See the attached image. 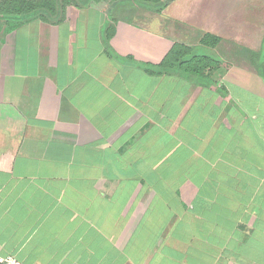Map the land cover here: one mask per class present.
Here are the masks:
<instances>
[{
  "label": "crops",
  "instance_id": "obj_1",
  "mask_svg": "<svg viewBox=\"0 0 264 264\" xmlns=\"http://www.w3.org/2000/svg\"><path fill=\"white\" fill-rule=\"evenodd\" d=\"M110 6L0 26V258L264 264V0Z\"/></svg>",
  "mask_w": 264,
  "mask_h": 264
},
{
  "label": "trees",
  "instance_id": "obj_2",
  "mask_svg": "<svg viewBox=\"0 0 264 264\" xmlns=\"http://www.w3.org/2000/svg\"><path fill=\"white\" fill-rule=\"evenodd\" d=\"M174 0H0V26H6V31L11 32L19 27L33 22L41 21L50 25H60L67 18V11L70 7L83 9L91 3H114L116 11H123L134 8H145L156 13L163 12ZM123 3L122 6H120ZM120 6V7H118ZM112 14H116L113 11ZM113 27V34L115 27ZM109 29V28H108ZM110 36L106 41H110ZM212 38V36H206ZM215 45L218 38L213 37ZM210 45V44H209ZM220 62L207 56L192 54V49L188 46L175 44L170 53L160 64V68L165 72L173 70L182 71L193 77H201L207 68L216 69ZM168 70V71H166ZM153 73V71H151Z\"/></svg>",
  "mask_w": 264,
  "mask_h": 264
},
{
  "label": "built area",
  "instance_id": "obj_3",
  "mask_svg": "<svg viewBox=\"0 0 264 264\" xmlns=\"http://www.w3.org/2000/svg\"><path fill=\"white\" fill-rule=\"evenodd\" d=\"M0 264H22L18 259L13 256L0 258Z\"/></svg>",
  "mask_w": 264,
  "mask_h": 264
},
{
  "label": "rangeland",
  "instance_id": "obj_4",
  "mask_svg": "<svg viewBox=\"0 0 264 264\" xmlns=\"http://www.w3.org/2000/svg\"><path fill=\"white\" fill-rule=\"evenodd\" d=\"M123 1H125V0H123ZM118 3L117 2H114V3H111V5L112 6H110V7H107L108 9L107 10H110L111 8H113L112 10H114V8H115V6L117 5ZM134 12V11H133ZM121 16H123V17H126V18H134L135 17V15L133 14V13H130L129 12V14H123L122 15V13L120 14ZM119 15V16H120ZM150 25H154V24H150ZM195 52H197V53H199V51L198 50H195Z\"/></svg>",
  "mask_w": 264,
  "mask_h": 264
}]
</instances>
